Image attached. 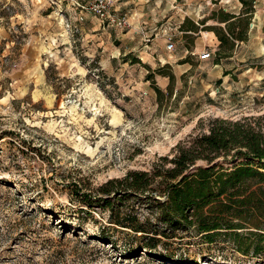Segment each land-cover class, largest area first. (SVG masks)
<instances>
[{
    "label": "rangeland",
    "instance_id": "1",
    "mask_svg": "<svg viewBox=\"0 0 264 264\" xmlns=\"http://www.w3.org/2000/svg\"><path fill=\"white\" fill-rule=\"evenodd\" d=\"M115 2L123 28L88 11L78 22L75 0H0V264H264L192 229L150 250L82 200L165 228L141 199L98 190L152 172L215 119L264 117V0L233 48L218 33L239 0Z\"/></svg>",
    "mask_w": 264,
    "mask_h": 264
},
{
    "label": "trees",
    "instance_id": "2",
    "mask_svg": "<svg viewBox=\"0 0 264 264\" xmlns=\"http://www.w3.org/2000/svg\"><path fill=\"white\" fill-rule=\"evenodd\" d=\"M239 1L241 12L224 17L228 30L218 33L221 47L233 48L235 42L247 40L257 0ZM169 77L175 80L174 75ZM155 92L158 98L164 96L159 88ZM160 161L152 172H130L124 179L108 181L98 191L105 196L114 193L123 200L141 199L157 211L158 223L165 228L150 230L146 222L122 211L110 198L84 195L83 203L90 208L98 203L109 210L110 223L116 228L149 237L146 248L150 250L157 249L158 236L174 238L176 233L192 229L208 244L224 238L243 255L250 251L264 254V117L215 119L208 132L179 146L173 158Z\"/></svg>",
    "mask_w": 264,
    "mask_h": 264
},
{
    "label": "built area",
    "instance_id": "3",
    "mask_svg": "<svg viewBox=\"0 0 264 264\" xmlns=\"http://www.w3.org/2000/svg\"><path fill=\"white\" fill-rule=\"evenodd\" d=\"M75 0L77 7L80 9L77 21L81 22L85 20L84 12L88 11L93 13L99 20L103 23L108 22L110 25L123 28L127 24V20L125 17H119L117 15L118 10L115 6V0ZM71 25V24H69ZM71 27V26H70ZM78 28V26H72V29ZM166 49L169 52H173L176 50V45L173 40H170L169 44L166 46ZM202 61H207L212 59L213 53L210 50H205L202 54L199 55Z\"/></svg>",
    "mask_w": 264,
    "mask_h": 264
}]
</instances>
